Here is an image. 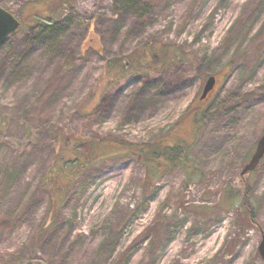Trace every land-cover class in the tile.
Here are the masks:
<instances>
[{"label":"rangeland","instance_id":"374dc122","mask_svg":"<svg viewBox=\"0 0 264 264\" xmlns=\"http://www.w3.org/2000/svg\"><path fill=\"white\" fill-rule=\"evenodd\" d=\"M68 2L0 0V264H264V0ZM146 46L181 61L107 69Z\"/></svg>","mask_w":264,"mask_h":264},{"label":"trees","instance_id":"16d2710c","mask_svg":"<svg viewBox=\"0 0 264 264\" xmlns=\"http://www.w3.org/2000/svg\"><path fill=\"white\" fill-rule=\"evenodd\" d=\"M69 0H63V5H65ZM137 0H121V7H124L123 10L128 9V8H133L134 4ZM61 5H56L52 6L51 14H58L60 12ZM63 9V8H62ZM146 9L147 7L144 8V10L140 13V19H142V16L146 15ZM38 15V14H37ZM38 17V16H37ZM35 17L33 20L34 23L27 27V29H22L23 33L26 34L30 38L31 41H36V42H45L48 38H50L52 35L57 34L60 30V26L51 22L52 17L50 16H45L44 18H37ZM32 20V21H33ZM49 21V22H46ZM18 32V31H17ZM162 52V53H161ZM145 58V59H144ZM181 60H179V56L177 53L173 54L172 56L165 57L163 55V51L161 49H156L153 50L152 47H144V50H141V54L138 57L130 59V56H127L125 58H122V60H115V61H108L107 64V69L108 67H112L114 65H118L122 70L127 71L129 68H136V67H141L144 63L148 64V69L150 70H155L154 72L161 71L162 68H165L167 66H170L172 64L178 63ZM144 66V65H143ZM202 113H198V119L196 120L197 123L202 122ZM182 149V147H179ZM153 149L149 150V152L144 151L145 153H142L143 155H140L142 158L150 157V155L153 156ZM141 153V152H140ZM156 154L153 156L155 157ZM248 156V155H247ZM246 156V157H247ZM151 157V158H153ZM166 158V157H165ZM169 163L172 165H177L179 162V159L175 162L172 161L171 159L166 158ZM182 161L180 164L183 166L185 164V157L180 158ZM247 159V158H244ZM76 160V158H75ZM152 160V159H151ZM229 194H235L234 192L232 193L229 191ZM231 197H234L230 195Z\"/></svg>","mask_w":264,"mask_h":264},{"label":"water","instance_id":"95a60500","mask_svg":"<svg viewBox=\"0 0 264 264\" xmlns=\"http://www.w3.org/2000/svg\"><path fill=\"white\" fill-rule=\"evenodd\" d=\"M19 22L6 10L0 8V46L4 44L12 33L19 28ZM215 85L214 77H210L204 86L202 98H204L210 91H212ZM264 155V136L258 142L256 152L251 160L250 167H255ZM249 167H245L242 171L241 176L249 171ZM258 255L264 263V234L261 237V241L258 246Z\"/></svg>","mask_w":264,"mask_h":264},{"label":"flooded vegetation","instance_id":"af4514ba","mask_svg":"<svg viewBox=\"0 0 264 264\" xmlns=\"http://www.w3.org/2000/svg\"><path fill=\"white\" fill-rule=\"evenodd\" d=\"M216 91V77H215V87L213 88V90L212 91H210L204 98H201V96H202V92H201V94H200V97H199V99H200V102L201 103H203L204 105H203V107L202 108H206L207 107V105H208V103L210 102V100H211V98H212V96H213V94H214V92ZM201 111L203 112V109H201ZM201 112V113H202ZM195 130V129H194ZM264 130V129H263ZM264 136V132L262 133V137ZM261 137V138H262ZM260 138V139H261ZM260 139H258L255 143H253L251 146H250V149H251V152H250V154L246 157L247 159H244V161H246V162H243V164H242V166H241V168H242V170L245 168V167H249L250 169H249V171H248V173L247 174H252L253 172H254V170L259 166V164L263 161V158H264V155H263V157H262V159L259 161V163L255 166V167H250V163H251V160H252V158H253V156H254V154H255V150H256V147H257V144H258V142L260 141ZM241 170V171H242ZM241 173V172H240ZM240 176V175H239ZM245 176V175H244ZM243 176V177H244ZM241 177V176H240ZM243 177H241L242 179H243Z\"/></svg>","mask_w":264,"mask_h":264}]
</instances>
